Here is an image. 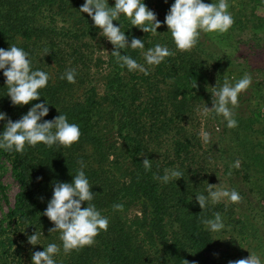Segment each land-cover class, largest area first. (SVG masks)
<instances>
[{
  "label": "trees",
  "instance_id": "trees-1",
  "mask_svg": "<svg viewBox=\"0 0 264 264\" xmlns=\"http://www.w3.org/2000/svg\"><path fill=\"white\" fill-rule=\"evenodd\" d=\"M143 2L161 22L156 33L143 32L123 14L113 24L122 26L129 44L133 37L144 42L143 50L120 52L144 65L148 75L120 66L111 55L114 45L105 43L91 17L79 11L85 0H0V48H22L29 53L33 70L51 77L39 90V100L18 106L7 96L6 78L0 70V112L15 122L34 104L46 101L49 113L41 122L63 114L81 131L79 141L70 147L39 143L26 145L23 153L0 149V264H32V254L50 243L61 248L57 264H184V260L222 264L211 256L217 232L201 222L214 219L217 212L232 232L242 222L244 240L255 242L264 260V204L246 201V208L242 202L232 204L244 211L242 220L236 222L232 207L222 201H209L205 209L200 208L196 196H207L208 184H215L220 172L206 158L193 126L199 106H213L212 87L219 89L225 79L234 84L223 72L209 35L215 33L217 43L237 44L236 32H249V42H264V18L257 15L262 1L241 0L235 5L227 0L232 27L226 33H202L198 44L185 52L176 48L164 23L175 0ZM202 2L218 4L219 0ZM108 4L114 7L115 0ZM156 44L167 46L175 55L159 65H148L143 52ZM71 69L76 71L75 83L61 79ZM259 87L256 83L239 95L233 109L237 127L228 128L222 115L209 113L221 127L218 157L225 189H235L245 200H249L245 192L251 193V186L264 184V95L256 97L254 92ZM6 123L0 121V133ZM144 156L151 160L150 170L142 164ZM81 161L93 186L91 203L109 219V226L94 245L65 254L60 232H49L55 225L42 213L55 183H71ZM236 161H240L239 168L233 166ZM165 169H178L183 177L168 183L154 178L162 177ZM5 172H10L18 188L6 210L1 207L7 203L2 183ZM261 194L264 191L259 189ZM261 200L264 203V196ZM115 204H122L123 210L114 209ZM250 212L259 221L246 215ZM36 231L41 233L40 244L31 245L28 237Z\"/></svg>",
  "mask_w": 264,
  "mask_h": 264
},
{
  "label": "clouds",
  "instance_id": "clouds-1",
  "mask_svg": "<svg viewBox=\"0 0 264 264\" xmlns=\"http://www.w3.org/2000/svg\"><path fill=\"white\" fill-rule=\"evenodd\" d=\"M227 0H219L218 4H206L202 0H175L167 13L164 23L171 32L176 48L181 51L192 50L199 42L202 33H226L234 24V18L228 11ZM81 13H87L94 25L100 29L115 50L111 55L116 58L121 67H127L129 71H139L148 75V69L128 55H122L120 50L125 48H145L144 42L133 37L131 43L125 32L113 24L118 21L121 14L130 19L133 26L139 27L145 33H156L161 27V22L156 14L150 10L143 0H115V6L110 7L108 0H85L79 9ZM49 54L47 51L45 55ZM175 52L167 46L156 44L143 52L144 59L148 65H159L165 58L174 56ZM0 70L6 78L8 88L7 96L11 98L13 105H28L32 101L40 99V91L45 88L51 79L50 74L42 70H33L29 53L16 45L9 49L0 48ZM76 71L71 69L65 72L61 79H67L69 83H75ZM252 84V77L245 73L244 76L234 84L225 79L223 86L219 89L212 87V108L204 107L203 112L207 115L215 112L222 115L227 121L228 128L238 126L234 119L233 109L238 106V97L242 92L248 90ZM197 84L193 85L196 88ZM47 102L34 104L26 115L13 122L7 118L6 113L0 112V121L7 120L4 131L0 133V149L5 151H16L23 153L26 145L36 146L43 143L48 147L61 145L70 147L77 143L81 136L79 125L70 123L66 115L60 114L51 121H43L47 116L49 108ZM231 105V107H230ZM205 142L210 141V134L202 133ZM81 168L73 177L71 183L56 182L53 188V195L47 204L43 215L47 216L55 227L49 232H60L63 252L70 253L73 250H80L85 246L95 244V238L101 231H107L109 219L97 210L94 199L93 186L83 171L84 164L81 161ZM143 166L145 170L151 169V160L144 156ZM239 168L240 161L233 165ZM183 177L178 169H165L162 177L155 179L164 183ZM40 179V178H38ZM207 196L200 194L196 200L203 210L209 201L213 204L224 199L231 203H241L243 197L235 189L227 190L219 185L208 184ZM86 202V207L82 204ZM116 210H123L122 204L113 205ZM205 226L213 232H219L225 228L222 216L219 212L214 214V219H202ZM40 232H35L28 237L31 245L40 244ZM61 248L55 243L44 247L43 251H36L32 254V264H57L55 257L60 253ZM184 264L189 261L184 260ZM229 264H262L261 258L250 253L248 258H241L230 261Z\"/></svg>",
  "mask_w": 264,
  "mask_h": 264
},
{
  "label": "rangeland",
  "instance_id": "rangeland-1",
  "mask_svg": "<svg viewBox=\"0 0 264 264\" xmlns=\"http://www.w3.org/2000/svg\"><path fill=\"white\" fill-rule=\"evenodd\" d=\"M261 1L262 3L260 7L257 8V15L264 18V0ZM229 2H233L235 5L241 4V0H229ZM250 29L252 30V32H258L257 29H254V27H251ZM209 36L211 39H215V33H212ZM236 36L237 37L235 40L238 42L237 44L233 41L231 42L232 45L229 42L217 43V41L213 39L209 42V44L210 46H212V49L216 52V55L221 57L223 72L227 76L232 77L231 80H233L234 83L241 79L245 73H248L252 77V84L249 88L255 87V84L259 83V92L254 90L255 95L256 97L264 95V42L262 41L256 44L253 41L249 42V40L252 38V34L249 32H243L239 35L238 32H236ZM104 39L105 43L109 41L106 37H104ZM258 44L259 46H257ZM223 57L226 59L224 60ZM244 61L249 64L248 68L245 66L246 63ZM262 110L264 113V109ZM194 119L196 121H194L193 126H196V130L198 131L202 151H205L206 158H208L209 160L211 159L213 165L217 164L215 169L216 172H220V179L218 181L215 180V185H219L223 188H226V184L224 185L225 177L221 175L222 166L218 157L220 155L219 150L222 146V143L220 141L221 127L219 124H216L213 119L210 118L209 113L207 115L204 114L203 108L201 106H199L196 117H194ZM203 132H207L210 134V141H204L202 136ZM253 182H255V179H253ZM2 183L7 189V203L1 204V207L6 210L8 205L13 204L14 196L18 188L16 183L12 180L10 172L4 173L2 177ZM263 186V183H255L254 186H251V188H253V190H250L251 193L245 192L249 197V200L243 199L242 203L244 205V208H246L247 206L246 201H251L255 204H257L258 202H261V205L264 204L261 200L264 194L258 195L259 189L261 192L264 191L262 189ZM256 193L258 196L256 195ZM222 202L227 208L232 207V204L234 205V203H231L227 199L222 200ZM236 205L238 206V203ZM242 212L244 211L234 209V207H232L233 218H231L233 222H236L237 220H242ZM246 215H250L252 217L255 216V218L259 221V218L256 216V213L250 212ZM241 224L242 222L240 224L238 222V225H236L237 229L235 232H232L233 229L229 228L228 226H225L223 230L217 232L216 240L214 242V246L211 252L213 260H218L222 264H229L230 261H235L241 258H248L250 256V253H254L261 258L262 264H264L262 256L259 255L258 251L256 250V243L254 242L250 244L249 241L244 240L246 237L245 234H242V231L240 230Z\"/></svg>",
  "mask_w": 264,
  "mask_h": 264
}]
</instances>
